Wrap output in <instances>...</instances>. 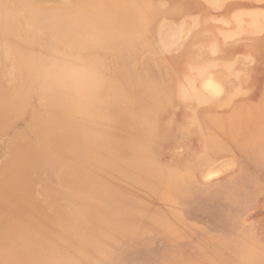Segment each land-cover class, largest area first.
Returning a JSON list of instances; mask_svg holds the SVG:
<instances>
[{"label": "rangeland", "instance_id": "rangeland-1", "mask_svg": "<svg viewBox=\"0 0 264 264\" xmlns=\"http://www.w3.org/2000/svg\"><path fill=\"white\" fill-rule=\"evenodd\" d=\"M88 1L92 0H0V201L6 200L3 192H11L15 199L10 209H0V264H8L7 256L1 254L15 241L17 233L22 232L19 225L12 226L19 215L29 217L30 225L31 215L36 214L45 221L47 231L48 226L58 228L55 235L78 230L73 224L65 232L64 226H69L68 219L76 214L67 210L61 212L53 206L64 201H58L48 193L55 185V179L62 175L59 167L50 164L60 165L66 170L75 162L79 150L83 152L80 164L84 166L91 162L92 142L100 140L91 117L97 113L99 122L107 123L104 114L108 111L101 108V102L109 100V91L116 87L113 81L122 84V76L112 74L117 71L118 62L130 64V68L125 67L124 70L129 72L131 79H147L155 87L159 86V90H169L173 81L183 89L191 87L196 90L203 100L196 104L195 112L201 127L209 132L217 147L209 148L210 156L204 165L197 163L196 153L204 151L205 143L195 126L188 127L183 135L175 131L171 135L168 133L158 139L153 148L144 145L143 153L147 160L152 159V167L149 171V167L130 170L132 162V166L138 165L137 159L132 158L127 168L145 183L143 186L146 188L143 189L152 196L148 199L151 208L159 210L162 222L156 233L118 237L111 230L112 226L109 230V226L104 232L110 234L113 241L97 252L87 237L78 231L80 236L70 234L68 240L57 238L59 250L65 251L64 256L73 264H264V5L250 6L243 0H130L136 6L141 1L157 4L155 15L150 19L151 29L144 28L149 31L145 35L152 45H156V35L151 32L158 23L169 21L170 24L171 21L174 29L188 25V34L185 33L181 43L172 46L167 53L153 51L152 45L134 37L131 39L134 46L138 44L136 51L131 52L118 45L121 47L110 48L103 53L98 48L101 45L95 44L99 41L98 36L89 39L94 43L92 46L76 44L75 36L83 32L75 34L61 21L66 19L76 26L107 24L115 39L122 35L130 38L132 31L119 21L115 12L109 9L96 13L97 4L87 7ZM104 1L113 3L115 0ZM116 11L122 14L125 9L119 7ZM94 13L98 19H89L87 15ZM193 19L205 27L196 30ZM131 28L140 29L139 23ZM201 30V35L196 34ZM234 41L245 45L256 42L258 49L252 55L254 59L251 55L240 59V53L230 54L227 46ZM28 46L36 60L34 66L23 61L16 51ZM82 51L84 55L89 53L93 61L98 55L102 59L100 67L86 73L97 74L99 70L110 73L107 83L98 90L102 96L99 103L92 105V113L86 115L81 103H75L83 118L73 121L81 124L84 133L75 122L66 123L58 111L43 110L44 85L39 89L37 81V78L46 79L61 66L59 64L65 62L64 57L79 60L83 56ZM189 53L193 57L187 60ZM183 71L195 72L196 77L189 81L190 87L188 81L180 76ZM11 73H17L18 81L12 83ZM57 73L61 74L60 71ZM84 73L78 71L79 76ZM56 90H61V87L57 86ZM116 98L114 108L119 105L121 109L125 108L128 101L121 100L123 97ZM129 99V103L134 101ZM171 105L172 111L161 114L162 119L175 121L174 124L187 123L189 116L182 112L185 105L188 108L186 102L175 101ZM49 118L56 121L52 128L38 131L41 122ZM74 135L79 137L77 143L67 140L66 145H61L67 137ZM91 136L97 139L92 141ZM142 139L144 143L149 141V134L142 135ZM31 143L33 146L29 148ZM126 145H116V149L129 147L130 143ZM58 146L61 147L57 153L59 158L53 159L55 153L51 150ZM111 155L114 157L116 151ZM115 162L102 161L100 166L104 168L108 164L115 168ZM155 170H158L159 178L153 177ZM15 178L31 181L27 188L29 199L24 197L25 183L22 181L19 188ZM149 182L153 184L149 185ZM68 191L64 185L65 196H68ZM86 192L81 194L82 198L77 197L78 210L82 214L77 222L79 227L82 226L81 230H86L89 225L88 216L83 213L85 208L100 206L101 201ZM23 200L29 209L27 211L22 209ZM92 214L99 221L107 223L109 219L99 211ZM114 231L121 233L120 229ZM10 233L15 235L10 237ZM34 242L33 249H46L47 242ZM89 256L91 258L88 259ZM49 257V264H54L52 251ZM60 260L65 259L61 256Z\"/></svg>", "mask_w": 264, "mask_h": 264}, {"label": "bare ground", "instance_id": "bare-ground-1", "mask_svg": "<svg viewBox=\"0 0 264 264\" xmlns=\"http://www.w3.org/2000/svg\"><path fill=\"white\" fill-rule=\"evenodd\" d=\"M75 1L80 2L82 0ZM243 1L244 4L250 6H256L258 4L264 5V0ZM93 3L97 4L96 13H101L109 9L112 12H115L116 16L119 18V21L130 28V30L128 29V31H132V37L129 38L125 35H122L120 39H115L112 36L111 32L108 30L107 24L76 26L68 23L66 19H63L61 23L67 25H62L65 27H70L69 29L73 30L75 34L83 32L75 36L74 42L76 44H90L92 46L94 45V43H91L89 39L92 36L95 37L96 35L98 36L99 41L95 44L101 45V47L98 48L100 49L99 51L103 53H107L110 48H120L121 46L118 45H122V47L125 46V49L131 52L136 51L135 49L138 44L134 46L131 39L133 37L149 43L148 45L150 46L152 45V41L148 37H146L145 34L149 33V31L146 30L147 28H149V30L151 29L150 19L155 15V6L157 4L149 1H141L138 2L140 5L136 6L135 3L130 0H115L113 3L106 2L104 0H92L90 2H87V7L89 4L93 5ZM82 7L86 9L85 6ZM119 7L125 9L124 12L122 11V14L116 11ZM96 13L87 16L89 17V19H98ZM189 17L192 18L193 16ZM217 17L219 18V16ZM213 19L211 21H213ZM193 20L195 21L193 22V24L196 27V30H200L205 27L204 25H201L199 21L196 22L195 19ZM216 22H218V20H216ZM137 23H139L140 29L134 28V31L131 30V27H133ZM168 23L169 21L158 23L155 30L151 32L156 35V45L154 44L151 47L153 51L155 50L167 53L172 48V46L181 43L182 38L188 31V25H179L181 28L177 27L178 29H174L171 27L172 22L170 21L171 25ZM145 27L146 29H144ZM80 28L82 30H79ZM124 28L125 30L127 29L126 27ZM144 30H146V32H144ZM202 31L203 30L197 32L196 34L201 35ZM58 33L64 36V33L62 31H59ZM138 42L139 40H137V43ZM245 44L246 43L236 41L228 44L227 47L230 50L229 53H240L241 56L238 55L240 59L248 55H254L255 51H257L258 49L257 43L251 41L250 44ZM85 50H87V48H85ZM13 51L15 52V50ZM16 51H19V53L21 54L20 57L23 59V61H25L28 65L34 66L36 60L32 58V55L30 54V51H32L30 46H28L26 49L18 48ZM83 51V56L82 58H79V60L74 61L69 59L68 57H64L65 62L59 64L61 66L54 69L49 74V76L46 77V79L39 80L37 78V81L40 83L39 89L42 87V85H44V91L42 95L43 110L45 111L47 109L49 111H58V114L62 118H65V120L67 121L66 123L68 124H72V122H75V125H79V123H76V121L73 120L83 118V115H80L78 107L75 105V103L78 101L85 109L86 115L92 113L91 111L94 109L92 105H94L95 103H99L100 97L102 96L98 92V90L107 83L106 78L110 74L108 71L101 70H99V73L97 74L86 73L87 70L97 69L98 67H100L102 64V59L98 55L97 59L93 61L89 53L84 55ZM99 51L97 50V52ZM199 51L201 52V49ZM243 52L245 53L244 55ZM8 57L9 56H6L5 58ZM187 57V60H189V58L192 59L193 55L190 56L189 53ZM125 67L130 68V64L127 65V63H123L122 65V62H118L117 71L115 73L113 72L112 74L115 75L116 73H118L120 76H122V84L113 81L116 87L115 89L109 91V100L107 102H101V108L108 111V113L104 114V119L107 123H100V119L98 118L97 113L94 117L93 115L91 117L93 123H95L97 126L95 133L100 134L99 141H94L97 139V137L91 136L92 141H94L92 142V151L89 156L91 162L88 165L85 164L84 166H82L80 164V161L81 157L83 156V152H80L79 150L77 152L78 155L75 162L66 170L65 167L62 168L60 165L50 164L52 165V167H59L61 174L63 175L55 179V185L48 193L51 196L55 197L58 201L63 200L64 203H54L53 206L56 207V210H60L61 212L67 210L68 212L70 211L76 214V216L72 218L75 223L72 219H68L69 226H64L65 232L66 229H70L73 224H75L74 227H77L78 230L76 232H70L69 234L59 233L58 235H55V232H57L58 228L48 226L47 231L45 221L43 219L40 220V217L36 214L31 215L32 224L30 225H28V223L30 222L29 217L26 218L22 215H19V217L12 223V226L19 225L22 232L17 233L19 235L15 237V241L11 243L1 254L3 256H7L8 264H49V253L51 251L52 253H54V264H73L71 260L67 259V257L64 256L65 251L62 252L59 250L60 245L59 243H57L56 239L62 238L68 240L70 234L80 236L78 231H80L82 236L87 237L89 243L91 244V247L95 248L97 252H100V250H102L107 243L109 245L113 241L112 237H110V234L104 232V230L109 226V230L112 226L111 230L116 233V235H119L118 237H122L128 234H142L149 236L152 234V232L156 233V229H158V226H160L162 222L161 215H159L158 213L159 210L157 212L156 207L154 209L151 208L148 199L152 198V196L151 194H147L143 189V187L146 188V186H143V184L145 185V183H142L137 176L132 175L130 171H128L127 166L129 165L130 160L133 158L137 159L138 162L137 167L132 166L134 164L132 162V165L129 166L130 170L135 169L136 171V169L140 170V167L145 169L149 167L147 169V171H149V169L152 167V159L149 158L150 160H147V156L143 153V149L145 148L144 145H148L153 148L156 145L154 143H156L158 139L165 137L168 133L169 135H171L172 133L174 134L175 131V133H178V135H180L181 133V135H183L187 133L186 130H189L188 127L194 126V128L198 130L202 135V141L203 143H205L203 144L204 151H202L201 153H196L197 163L204 165L208 161V158L210 156L209 152L211 151L209 148L217 147L216 142L210 137L209 132L201 127L197 114L195 112L196 104L203 100V98L198 95L197 91L193 90L189 86V81L196 77L195 72H193L192 74L189 71H183L180 73V76L188 81L187 84L190 89H183L178 86V83H174L173 81L170 89L163 91L162 89H157L159 86L155 87V84L146 81L147 79L138 81L131 79L128 76L129 72H126V70H124ZM121 68H123V70H121ZM193 69L195 70L196 68ZM79 70L85 71V73L82 74V76H79ZM59 71L61 72L60 75H58L57 73ZM11 74L12 75L10 76L12 83L14 81H18L19 76L17 75V73ZM83 82H85L87 85H84ZM155 83H158V80L157 82L155 81ZM57 86L61 87V90H56ZM121 88L122 90H120ZM47 90L50 92L47 93ZM129 91L132 94L131 97L129 95ZM116 97H123L121 100L128 101L125 108L121 109L119 107L120 105L114 108L113 103L117 100ZM129 98L134 99V101L129 103ZM175 101H185L187 104L188 108H186V105L182 108V112H184L186 116H189L187 123H185L184 125L183 123L174 124L175 121L169 122L166 119H162L161 114L165 112H171V108L173 106L171 104H175ZM73 102L74 104L72 105ZM191 103L193 104V106L191 105ZM21 109L23 112L24 109ZM170 109L171 111H169ZM22 112L20 113V115H22ZM182 112L180 113L181 116L183 115ZM142 116H146V118L142 119ZM55 122V119L51 118L43 120L38 131H44L52 128ZM29 123H27L26 125H29ZM79 128L81 129V132L84 133L81 124L79 125ZM144 134H149L150 136L149 141H145V143L142 139V135L144 137ZM67 140L73 143H77L79 137L76 135L69 136L63 142H61V145H66ZM127 143L128 145L130 143L129 147L124 148L125 146H123L121 149H116V147L118 148V146L116 145L121 146L126 145ZM28 146L29 148H31L33 144L31 143ZM142 147L144 148L142 149ZM60 149L61 147L58 146L56 147V150H51V152L55 153L53 159H57V153L60 152ZM115 151L116 155L113 157L111 153ZM106 160H115V168L113 166H107L108 164L104 168L103 166H100V163ZM76 167H78L77 170ZM155 167L158 169L157 166ZM38 169H40V167H38ZM157 171L158 170H155V175L152 176L159 178L157 176ZM15 180L18 182L19 188L23 185L22 181L25 183L24 197L25 199H29V190L27 188L31 185V181L26 182L18 178H15ZM151 184L153 183L149 182V185ZM64 185H67V187L69 188V191L67 193L68 196H65ZM86 191L91 195V197L101 201L100 206L95 205L94 208H85V212L83 213L88 216L89 225L86 226V230H81L82 226L79 227V224L77 222L79 221V216L80 218H82V214L78 210L79 203L77 197L80 198L81 194ZM2 195L4 199L6 198V200L4 202L0 201V209L2 208V211H7L8 209H10L9 207L12 205V201L15 200L13 198L14 195L12 196L11 192L9 194L7 192H3ZM24 200L21 206L23 210L27 211L29 209L24 204ZM88 209H90V211H87ZM95 211H99L106 218L111 219V221L107 219L106 223L104 221L97 220L92 214ZM115 229H120L121 233H117L116 231H114ZM48 234L50 235L49 237H47ZM13 235L15 234H9L10 237H12ZM35 240H39L43 243L47 242L46 249H43V247L41 248L42 251L33 249ZM38 244L39 243L37 242V245ZM61 256L65 260H60ZM89 258H91V256H89L88 259Z\"/></svg>", "mask_w": 264, "mask_h": 264}]
</instances>
